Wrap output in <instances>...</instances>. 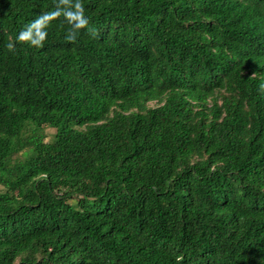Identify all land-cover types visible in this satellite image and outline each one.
Here are the masks:
<instances>
[{"label": "trees", "instance_id": "obj_1", "mask_svg": "<svg viewBox=\"0 0 264 264\" xmlns=\"http://www.w3.org/2000/svg\"><path fill=\"white\" fill-rule=\"evenodd\" d=\"M82 2L0 0V264H264V0Z\"/></svg>", "mask_w": 264, "mask_h": 264}, {"label": "clouds", "instance_id": "obj_2", "mask_svg": "<svg viewBox=\"0 0 264 264\" xmlns=\"http://www.w3.org/2000/svg\"><path fill=\"white\" fill-rule=\"evenodd\" d=\"M60 18L70 26L65 37L70 43H76L81 30L88 28L89 25L82 0H56L52 11L41 13L24 26L16 36V42L36 48L43 47L48 37L47 28ZM8 48L13 52L16 50L14 44H9ZM260 92L264 94V84L260 85Z\"/></svg>", "mask_w": 264, "mask_h": 264}]
</instances>
